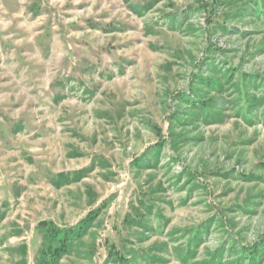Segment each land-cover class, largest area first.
<instances>
[{
	"label": "rangeland",
	"instance_id": "374dc122",
	"mask_svg": "<svg viewBox=\"0 0 264 264\" xmlns=\"http://www.w3.org/2000/svg\"><path fill=\"white\" fill-rule=\"evenodd\" d=\"M98 209L57 264H246L264 0H0V264H40L41 222Z\"/></svg>",
	"mask_w": 264,
	"mask_h": 264
},
{
	"label": "trees",
	"instance_id": "16d2710c",
	"mask_svg": "<svg viewBox=\"0 0 264 264\" xmlns=\"http://www.w3.org/2000/svg\"><path fill=\"white\" fill-rule=\"evenodd\" d=\"M169 22L170 19L168 20ZM174 23V21H172ZM210 83L208 82V85ZM203 87L202 85H200ZM184 97H181L180 102L183 103ZM193 101V100H192ZM195 102V101H193ZM203 111H206V108H202ZM213 116V115H211ZM162 144V143H161ZM159 145V144H158ZM165 143L162 145L157 146L153 153L157 157L159 156L160 152L163 151L165 147ZM151 154L152 153H146L139 157V159L136 160L135 165L137 166H143L146 164V162L151 160ZM158 163V161H156ZM60 178L64 177L62 175L59 176ZM99 214L98 211H94L90 213L84 220H82L77 228H74L69 231L60 230L59 228L55 227L53 224L49 222H41L39 224V228L44 231V248L40 252L41 258H43V261H41L40 264H57L59 259L62 256H65L71 252L73 249L72 242L76 239V237L81 238L82 236L86 235L89 231V229L92 227L93 222L97 218V215ZM200 244L196 245V249H198ZM113 252V251H111ZM246 252V253H245ZM243 253L245 254L244 259L246 264H254L255 261H258L264 254V237L260 238L258 242L255 244V246L252 248V250H246L243 249ZM116 258L119 257L118 251L115 250L114 252ZM219 255V254H218ZM218 257V256H217ZM120 259H123V257H119ZM221 256H219L218 260H215L213 262H204V263H198V264H222ZM237 264H241L237 262Z\"/></svg>",
	"mask_w": 264,
	"mask_h": 264
}]
</instances>
